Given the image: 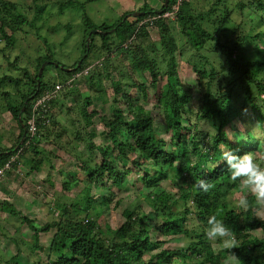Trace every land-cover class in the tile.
Returning a JSON list of instances; mask_svg holds the SVG:
<instances>
[{
    "label": "trees",
    "instance_id": "16d2710c",
    "mask_svg": "<svg viewBox=\"0 0 264 264\" xmlns=\"http://www.w3.org/2000/svg\"><path fill=\"white\" fill-rule=\"evenodd\" d=\"M170 2L168 0L167 6L163 2L158 10L163 13ZM254 2L259 13L264 14V0H252L247 4L239 2L238 7L243 10L245 7H252ZM2 5L4 8L9 5L14 9L13 3L5 2ZM140 11L144 13L138 14L136 20H131V12L127 11L111 24H96L86 15L84 18L88 29L105 31L97 32L103 44L107 45V52L102 59L130 52L133 66L145 79L137 82L135 92L130 90L129 84L126 88L119 81L111 82L115 96L113 100L116 104L121 102L125 109L116 107L111 110L110 115L100 117L110 141L109 146L89 143L90 148L95 147L100 153L99 162L91 164L84 161L79 167L82 176L74 174L62 182V189L71 187L72 180L74 187L83 184L81 197L65 203L57 216H52L40 226L34 225L32 217L23 214L7 200L1 203L0 210L18 215L32 229L30 248L34 251L42 249L38 243L40 232L53 230L45 264H185L187 259L194 264H225L226 256L222 254L224 251L214 252L213 241L204 236L207 218L213 214L232 230L239 245L225 251L234 253L240 259L239 264H264V214L260 211L264 205L257 204L254 197L249 195L250 206L247 211L235 207L236 199L232 194L242 193L238 182H229V172L225 162L221 160L222 144H225L237 155L251 152L257 162L264 166V61L245 60L237 55L241 40L249 35L233 34L236 30L230 26L231 12L228 8L215 14V17L212 15L216 10L210 9L204 13L205 17L192 11L189 0H183L173 20L160 16L142 24L139 21L157 11L147 2H144L138 12ZM128 13L130 16L122 20ZM10 15L18 22H26L18 11L16 14L11 12ZM0 19V34L11 45L14 37L3 28L8 25L7 21L1 17ZM171 21L179 23L180 35L188 39L190 48L197 52L196 57L199 58L194 71L199 92L197 97L201 103L196 109L188 105L193 94L191 87L182 85L177 79L173 80L180 53H177V36H173L169 29ZM110 29H114L117 39L115 45L107 43ZM154 29L157 30L159 44L151 43L152 48L147 52L141 43L151 37ZM226 29H229L228 33L234 38L226 35ZM261 33L262 31L256 33V37ZM93 35L91 33L89 36L88 48L87 40H83L85 56L82 54L81 60L73 63L75 71H79L77 76L84 69L91 71L99 65L93 62L84 66ZM42 61L39 63L42 64ZM54 63L56 62L50 61V65L53 66ZM36 69L33 73L24 68L22 77L5 74L0 78V82L9 81L15 88V91L7 94L9 103L5 105L20 127L17 143L9 148H0V167L14 158L10 161L9 169H12L27 150L37 152L39 138L45 137L50 125L56 121L54 116L57 111L53 110L57 105L56 101L69 89L70 84H65L67 79L50 81L44 78L45 68L40 75L39 69ZM62 70L59 69L64 74L65 71ZM102 70L105 71L106 67ZM109 76L110 73L105 72V77ZM56 83L64 84L58 95L43 108L34 109L38 127L36 135L30 137L26 133L22 137L34 100ZM239 86L246 90L247 96L243 102H249L248 106L235 105L233 93ZM149 88L154 90V100L165 111L167 125L164 133H159V123L154 120L151 110L134 103L140 98L149 99ZM254 89L258 91L254 92ZM247 108L251 115L244 114L243 117ZM94 113L96 112L89 113L85 108L81 110L86 124L92 123ZM194 114L195 120L191 119ZM195 121H204L208 128H212L211 131L203 130ZM235 121L239 122L241 128L228 131ZM235 131L242 133L240 140L233 134ZM18 149L21 151L18 152ZM16 154L17 157H14ZM132 172L137 173L144 186L141 191L161 182L169 183L170 189L165 187L166 189L162 188L158 192L143 195L145 203L155 211L158 222H149L148 211L143 208L130 209L116 201L114 209L120 214L121 222L116 227L107 224L102 228L100 216L103 213L106 218L110 216L112 209L109 208V203L116 195L114 190L122 189L125 177ZM200 180L211 185L209 191L204 192L197 187ZM91 184L108 187L97 198L98 201L91 194ZM176 205L179 206L175 209ZM194 217L200 223L198 228L190 229L188 223ZM152 230L158 231L162 236L183 234L191 240L185 248H159V239H152ZM255 230H260L263 235L251 234ZM193 237L197 239H192ZM17 248L6 261L7 264H18L20 250L18 246Z\"/></svg>",
    "mask_w": 264,
    "mask_h": 264
},
{
    "label": "rangeland",
    "instance_id": "374dc122",
    "mask_svg": "<svg viewBox=\"0 0 264 264\" xmlns=\"http://www.w3.org/2000/svg\"><path fill=\"white\" fill-rule=\"evenodd\" d=\"M189 1L192 11L202 16H205L204 13L210 9H215L216 11L212 15L215 17V14H220L225 8H228L231 12L229 22L232 24L230 26L236 30L233 34L249 35L248 38L241 40L242 43L237 49V55L245 60L264 61V14L259 13V8L255 2L252 3V7H245L241 10L238 7L239 2L247 4L252 0ZM5 2L13 3L14 9H11L9 5L4 8L2 4ZM144 2H148L150 7H159L164 0H0V17L8 23L3 28L12 33L14 37L12 44L8 45L0 34V78L5 74L22 77L24 68L34 73L36 68L39 69L41 66L39 61L44 59L42 72L45 68V79L50 81L71 80L67 93L63 94L55 103L57 105L53 110L57 111V115L54 116L56 121L50 125L49 133L47 132L45 137L39 138L36 145L37 152L27 150L19 158L16 166L4 171L3 175L0 176V205L4 200H7L15 208L21 210L23 214L32 217L34 225L40 226L43 222L50 220L52 216H57L65 203L76 201L81 197L83 184L74 187V180H72L70 182L71 187L62 189V182L74 174L82 176L79 167L84 161H89L91 164L99 162L100 153L95 147L90 148L89 143L109 146L110 141L101 124L100 117L101 115H110L111 110L116 107L125 109L121 102L116 104L113 100L115 96L111 82L119 81L126 88L129 84L130 90L135 92L137 82L145 79L133 66L130 52L125 55L115 54L111 58L102 59L107 52V45L103 44V40L97 35V32L93 33L91 47L86 54L84 66L93 62L99 65H96L91 71L86 68L82 74L77 76L79 71H75L73 63L76 60L79 61L82 54L85 56L83 40L87 39L88 33L94 30L85 26L84 18L86 15L96 24H111L127 11L138 12ZM17 11L23 15L26 22H18L13 18V15H10L11 12L16 14ZM136 16L129 18L136 20ZM174 18L175 16L169 19L173 20ZM169 29L173 36H177L179 47L177 53L179 52L181 55V57L180 55L177 57V67L174 69L176 74L173 80L176 81L177 79L180 83L182 82V85L191 87L193 94L188 105L196 109L201 103L197 97L199 92L197 90L196 72L194 71V66L199 59L196 57L197 52L190 48L188 39L180 35L178 22H169ZM260 31L262 33L256 37L255 34ZM228 32L229 29H226V35L229 38H234ZM108 34L110 35L107 43L115 45L117 39L114 32L111 31ZM158 42L159 36L157 30L154 29L151 31V37L144 39L141 46L149 52L152 48L151 43L159 44ZM135 53L138 54V52ZM46 57H50V59ZM50 61L60 64L58 67H54V65H50ZM61 64L66 65L65 68L71 69L61 68ZM104 66L106 67L105 71L102 70ZM161 68L163 69V65ZM59 69H63L65 73L62 74ZM105 72L110 73L109 78L105 77ZM12 86L9 81L0 82V148L4 146V148H9L15 145L20 132L16 118L12 116L5 105L9 103L7 102L9 100L7 94L15 91ZM149 90V99L140 98L134 103L151 110L154 120L159 123V133H164L167 125L165 111L154 100V90L152 88ZM257 91L254 89V92ZM246 96L245 88L239 86L237 91L233 93L235 105L248 106L249 102H243ZM117 98L120 99L119 96ZM84 108L89 113L96 112L93 114L90 124H86L81 116V110ZM249 112L247 108L242 116L244 117V114L251 115ZM195 118V114L191 116V119L195 120ZM196 123L203 130L211 131L212 129L208 128V124L204 121ZM237 128H241V125L235 121L233 125L231 123L228 131H234ZM230 134L232 133L230 132ZM233 134L237 140L242 138V133L235 131ZM143 187L137 173L132 172L125 177L122 189L114 190L111 188L116 195L111 198L109 203V208L112 209L110 216L106 218L104 213L100 216L99 223L102 228L106 227L107 224L110 227H116L121 222L120 214L114 209L116 201H119L121 206L125 205L130 209L143 208L144 211H148V221L153 224L157 223V215L145 203L143 195L149 192H158L165 187L170 189V185L165 181L157 186L145 188L146 191H141ZM106 189L108 187L90 185L91 194L96 201L100 195L105 193ZM240 195L237 192L234 196L232 194V197L237 199ZM178 206L176 205L174 208L176 209ZM106 211L108 212V210ZM260 211L264 214V207ZM199 223L200 220L194 217L193 221H189L188 226L190 229L198 228ZM52 233L53 230L40 232L38 243L42 249L34 251L30 248L32 229L18 215L0 210V264H7L6 261L16 252L17 246L20 250L18 264H45ZM251 234L263 235L260 230L252 231ZM153 238L159 239V248L171 249L185 248L191 240L183 234L162 236L155 230H152ZM192 239L197 238L193 237ZM212 247L214 252L220 251V241H213ZM227 253L229 252L224 250L222 254L226 256L225 264H230ZM185 264L194 263L187 259Z\"/></svg>",
    "mask_w": 264,
    "mask_h": 264
},
{
    "label": "clouds",
    "instance_id": "9594fccd",
    "mask_svg": "<svg viewBox=\"0 0 264 264\" xmlns=\"http://www.w3.org/2000/svg\"><path fill=\"white\" fill-rule=\"evenodd\" d=\"M221 160L225 162L229 172L230 183L238 182L239 190L242 193L235 201V207L247 211L250 206L248 196L254 197L259 205H264V166L257 162L251 152H244L237 155L227 145L222 144ZM216 165H213L215 167ZM197 187L204 192L209 191L211 185L200 180ZM204 236L209 241H220V251L239 247L232 230L225 225L222 219L215 214L210 215L206 221ZM230 264H239V258L234 253H227Z\"/></svg>",
    "mask_w": 264,
    "mask_h": 264
},
{
    "label": "built area",
    "instance_id": "2783aa9c",
    "mask_svg": "<svg viewBox=\"0 0 264 264\" xmlns=\"http://www.w3.org/2000/svg\"><path fill=\"white\" fill-rule=\"evenodd\" d=\"M183 0H171L169 6L167 7V10H164L163 13L162 11L157 12L154 15H149L148 17H146L143 22H151L152 20H155L156 18H159L160 16L166 17V18H173L181 3ZM143 22H140V24H142ZM124 43V47H125ZM70 79L67 80V82L65 84H70ZM64 84L61 83H56L54 84V87L49 89V90H45L43 92V94L36 98V100H34L33 102V109L30 112V115L28 116L27 120H26V128H25V134L27 133L30 137L36 135L38 127H37V123H36V113L34 112L35 108H43L44 106L47 105L48 101L53 99L54 97H56L58 95L59 90L62 88ZM18 148V145L15 147V149ZM21 149H18V152H20ZM17 157V154L14 156ZM14 158H12L10 161H12ZM10 161L6 162L4 164L3 167H0V176L3 175L4 171L8 170L10 168Z\"/></svg>",
    "mask_w": 264,
    "mask_h": 264
},
{
    "label": "water",
    "instance_id": "95a60500",
    "mask_svg": "<svg viewBox=\"0 0 264 264\" xmlns=\"http://www.w3.org/2000/svg\"><path fill=\"white\" fill-rule=\"evenodd\" d=\"M167 2H168V0H164V6H167ZM157 12H160V10H156ZM142 13H144L143 11H140V12H132L131 13V15L132 16H136V15H138V14H142ZM127 16H130V14L128 13V14H126L124 17H123V19L122 20H125L126 18H127ZM114 29H110L109 30V32H111V31H113ZM94 32H99V33H105V31H102V30H98V29H94V30H92L90 33H88V35H87V41H86V46H87V48H88V43H89V36H90V34L91 33H94ZM81 60V59H80ZM79 64V63H78ZM54 65H58V64H56V63H54ZM42 67H43V64H41V66H40V68H39V75H40V73H41V71H42ZM61 68H63V69H65V70H70L71 68H65V67H63V66H61ZM18 119L20 120V116H18ZM24 135H25V129H24V132H23V136L22 137H24ZM22 142V139L20 140V143Z\"/></svg>",
    "mask_w": 264,
    "mask_h": 264
},
{
    "label": "crops",
    "instance_id": "0c3cea01",
    "mask_svg": "<svg viewBox=\"0 0 264 264\" xmlns=\"http://www.w3.org/2000/svg\"><path fill=\"white\" fill-rule=\"evenodd\" d=\"M148 3V2H147ZM149 4V3H148ZM160 7L161 6H159V7H154V6H151V8H153L154 10H158V9H160ZM7 144H8V142H7ZM5 147V146H4Z\"/></svg>",
    "mask_w": 264,
    "mask_h": 264
}]
</instances>
